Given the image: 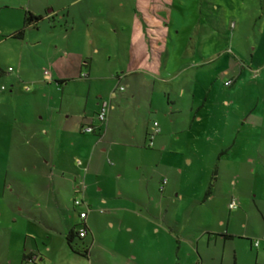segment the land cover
<instances>
[{
	"label": "crops",
	"instance_id": "crops-1",
	"mask_svg": "<svg viewBox=\"0 0 264 264\" xmlns=\"http://www.w3.org/2000/svg\"><path fill=\"white\" fill-rule=\"evenodd\" d=\"M81 1L83 2V0H0V43L6 40H15L21 46L24 41H27V43L24 42L27 47L30 46L43 55L40 59H44L45 63L41 62V64H46L52 70L48 74H45L47 72L45 70L43 78L48 83L55 82L53 87L58 95L55 98L46 88V92H43L42 96L52 102L55 101L57 106H52L51 111H47L46 115L41 117V120H44L48 116L44 121L49 126V131L43 129L45 136L50 137V130L54 129V136L59 140H65L67 136H73L77 130L81 133L82 126L95 125L94 132L88 134L99 138L98 141L94 138L77 140L75 146L71 141V147L67 150H60L56 158L46 155L48 153L44 155V152L48 150V146L44 145L45 151L40 153L38 158L31 160L32 173L28 171L26 165L20 164L21 172H19L15 171V167L11 166V163L9 164L4 176H8L17 184H21V180L24 184H34L37 187L19 188L17 189L19 191L16 192L10 187L7 189L0 185V264H33L26 263L25 256L37 264H47L46 261L49 264H56L61 257L71 255L72 250L66 235L70 230L76 231V227L82 224L87 229V235L82 240L75 238L74 242L77 246H84L90 256L94 233L88 221L90 220L89 213L91 210H96V207L104 205L110 208V206L118 205L119 209L122 207L123 210L137 207L149 213L150 208L155 204V198L152 197L149 187L143 190L146 197L138 198L129 190V186L132 187V181L127 171L125 175L120 172H117L115 176L104 174V170L110 166H107L102 156H105L108 150L102 146L99 150L101 156L95 155V148L103 138L101 135L106 136L111 133L114 137L119 138L120 136L117 131H114V128L118 129L124 125L128 128L127 132L132 133L127 139L123 137L120 141L109 137L115 143L113 146L118 144L135 147L131 142L135 140L137 131H140V136L145 140L147 146V131L152 122L156 121L154 120L156 117L159 119L158 124L159 127L161 125V128L157 139L155 136L153 145L149 148L155 146L156 139L159 151L162 153L167 150L181 153L185 147L190 146L191 142L198 140L197 135L189 137V134L192 135L198 131L199 136V130L202 128L206 129V132L221 131V128L223 131L224 125L214 126L210 120L213 113L225 114L227 120L230 115L238 114V108L233 107L234 101L229 98V95L232 94L228 93L222 98L221 105L226 107V111L223 112L218 107L205 106L200 95L192 90L186 94L187 90L190 91L189 87L181 86L177 92L173 91L174 100L167 91L168 89L173 90V87L176 88L174 84L176 85L180 80L178 78L180 76L177 75L186 71L185 69L190 66V63L195 62L199 66H207L223 60L224 57L227 58L224 61L225 65H222L223 73L229 75L233 72L230 77L233 82L228 85L231 87L243 72L240 70L237 77H233L235 75L234 67H237L239 63L237 58L241 49L232 47L228 51L223 43L215 42L209 45L197 43V41H200L209 26L212 34L217 35L224 26V17L221 14H225L228 10L232 13L238 12L242 3L257 1L260 15L264 16V0H131L129 13L125 11L128 0H87L76 6V3ZM69 3L74 6L73 13L70 11L71 8L66 7ZM225 3L229 5L228 8L224 5ZM27 12L41 16L42 19L38 22L40 24L36 23L28 27L30 29L28 34H23L21 38L12 37L23 26ZM59 18L65 20L71 18V27L69 29L60 27V23L57 22ZM197 46H199V54H197ZM19 49L20 47L16 49L8 47V52L13 57V63L17 65L15 74L10 79L12 84L9 93L15 89L14 84L18 80L30 74V69L26 68L28 64L25 63L27 61L24 53ZM192 49L193 52H190ZM253 56L252 54L251 57L253 58ZM9 68L11 66L8 67L7 72L0 70V79L13 70H9ZM83 73L86 76H82ZM77 78H80L77 83L83 85L86 95L82 98V95L79 97L72 91L69 92L75 104L79 106L78 113H73L71 103L64 102L63 96L68 83ZM124 81L126 88L119 90ZM96 88L98 90L95 93ZM116 91L120 93L116 95ZM106 99L110 101L111 108L106 121L103 124H98L96 113L100 101ZM205 100L207 99L204 98L203 101ZM70 119L74 120V126L70 128L60 122ZM204 122L207 125H204ZM230 128L228 125L226 126L227 131ZM124 135L125 133L122 136ZM225 137L226 135L215 137L217 140L215 144L218 145L219 141H223ZM59 140L57 144H60ZM47 141L49 139H46ZM175 143L182 144L178 146ZM231 143L234 144V141ZM73 147L77 148V155L86 156L80 166L76 164L78 159L70 157L72 154L69 149ZM144 149H146L145 146ZM109 150L111 152L112 147ZM144 151L152 155L156 150L146 149ZM217 152L218 149L213 148L210 156L213 155L214 158H217L218 165L213 167L214 162L211 165L207 163L205 168L211 172V179L215 175V182L218 181L219 158L223 151L218 156ZM68 158L72 161L71 166L68 165ZM186 162L191 164V158L186 159ZM52 164L60 166L59 170L62 176L60 173L54 175ZM74 167L77 168V171L71 175L72 169L75 170ZM140 169L142 167L138 166L137 170ZM179 171L181 173L182 169ZM65 174L74 176V178L75 175L82 174L83 183L79 188L77 187L78 189H75V194H80L81 199L75 198L72 201V208L77 212L78 221L71 222L64 228L65 231H59L63 233H58L57 229L53 227L54 223L52 224L55 217L46 214L51 227L47 226V220L44 218L45 211L50 206L59 210L64 208V197L57 195L55 181L58 180L57 177L63 182L71 181V177L66 179ZM90 176H94L95 179ZM33 178L35 179L34 183L26 181V179ZM42 178L44 182L40 180ZM94 180L99 185L92 195L89 190ZM113 181L121 183L114 188ZM53 182L54 186H49ZM160 184L159 191L163 195L161 200H164L167 183L162 191ZM70 185L67 186L70 187L69 193L71 190L73 192L72 183ZM48 188L50 195L47 194ZM113 189L115 190L110 192ZM213 192L211 190L210 195L203 198L202 202L214 200ZM95 193L97 194L95 195ZM77 199L81 201L79 206L74 205V200ZM101 210L100 208L99 212ZM27 211H32V215ZM82 211L87 213L83 220L79 218V213ZM64 219L72 220V215L66 213ZM20 221L24 222L22 226L25 229L22 226L20 229H16L20 232L19 235H16L14 234L15 227ZM145 222L150 232H153L147 219ZM220 222L222 223V221ZM30 223L43 225L45 230L37 233V230L30 229ZM109 224L113 226L111 221ZM22 229L25 231V238H16V236L21 237ZM127 230L130 232L131 227H127ZM127 243L132 244V239ZM252 246L257 247L255 243H252ZM132 257L136 261L137 256L132 254Z\"/></svg>",
	"mask_w": 264,
	"mask_h": 264
},
{
	"label": "rangeland",
	"instance_id": "rangeland-1",
	"mask_svg": "<svg viewBox=\"0 0 264 264\" xmlns=\"http://www.w3.org/2000/svg\"><path fill=\"white\" fill-rule=\"evenodd\" d=\"M86 1L76 3V6ZM130 4L131 0H128L126 13L131 11ZM224 5L227 8L229 6L226 3ZM66 7L71 8L70 11L73 13V4L69 3ZM260 14L257 1L242 3L238 12L232 13L228 10L225 14H221L224 17V26L217 35L212 34L209 26L200 41H197V43L209 45L215 42L223 43L228 51L232 47L241 49L237 58L239 63L237 67H234L233 77H237L240 70L243 72L237 77L236 83L231 87L226 85L228 81L233 82L230 79L233 72L229 75L223 73L222 65H225L224 61L227 58L224 57L223 60L207 66L190 63L186 71L177 75L180 76L178 78L181 81L174 84L176 88L173 87V90L167 91L174 100V92H177L181 86L189 87L190 91L187 90L186 94L192 90L200 95L205 106L218 107L223 112L226 111V107L221 105V100L228 93L232 94L229 98L234 101L233 107L238 108V114L230 115L227 120L225 114L213 113L210 120L214 126L224 125L223 131L221 128V131L206 132V129L202 128L199 130V136L198 131L192 135L189 134V137L197 135L198 140L191 142L190 146L185 147L181 153L174 150V152L167 150L163 153L159 151L157 135L155 146L147 147L145 140L140 136V131L136 132L135 140H131L135 147L118 144L113 146L115 143L109 138L114 137L111 133L106 136L101 135L103 138L95 148V155L101 156L99 150L102 146L108 150L107 154L102 156L107 166H110L104 170V174L115 176L117 172H120L125 175L127 171L132 181V187L129 186V190L138 198L144 199L146 196L143 190L149 187L152 197L155 198V204L150 208L149 213L137 207H131L128 210H123L122 207L119 209L118 205L110 206L111 209L102 205L96 207V210H91L88 221L94 233L91 255L72 252L68 257H61L56 264H264V16ZM57 22L63 29H69L72 25L71 18L67 20L59 18ZM28 30L30 29H26L24 34H28ZM24 42L27 43V41ZM24 42L21 46L15 40L0 43V70L7 72L9 66L13 69L0 79V185L7 189L10 187L16 192L19 188L26 189L37 187V185H27L21 180V184H17L8 176H4L10 163L15 167V171L21 172L19 166L23 164L32 173L31 160L38 158L40 153L45 151L44 145L48 146L44 155L48 153L46 155L56 158L60 150L71 147V141L75 146L77 140L93 138L99 140L97 136L84 134L81 131L79 133L78 130L73 136H67L65 140L57 139L54 136V129L50 130V137L45 136L43 129L49 131V126L44 122L48 116L44 120H41V117L45 116L47 111L50 112L52 106L56 107L57 103L45 99L42 94L47 88L56 98L58 92L53 87L54 81L48 83L43 78L45 70L47 71L45 74L52 72L46 64H41V62L45 63L44 59H40L43 55L32 47H27ZM8 47L11 49L20 47L19 50L24 53L27 61L25 63L28 64L26 68L30 69L29 75L22 77L14 84L15 89L11 93H9L12 84L10 79L15 74L17 65L13 63ZM198 49L199 46L197 51ZM190 52H193V49ZM78 80L80 78L68 83L63 96L64 102L71 103L73 113L78 111L79 106L75 104L69 92L72 91L79 97L82 95V98L86 95V90H83L81 83H77ZM125 83V81L121 83L124 89ZM25 86L30 89L26 91ZM97 90L98 88L94 92L96 93ZM119 93V91L115 92L116 95ZM204 98L207 100L203 101ZM137 116H139L138 113ZM154 120L159 123L158 118L155 117ZM73 121L70 119L60 122L70 128L74 126ZM204 125L207 123L204 122ZM227 125L231 127L229 131L226 130ZM127 130L128 128L124 125L118 129L114 128L120 136L114 139L117 141L122 140L123 137L127 139L132 133ZM124 133L125 135L122 136ZM224 135L226 137L223 141H219L216 145L215 137ZM46 139L49 141L46 142ZM58 140L60 144H57ZM231 141H234V144ZM175 144L180 146L179 144L182 143ZM144 146L147 150H156L155 153L152 155L146 153ZM215 147L218 149L217 156L221 151L224 153L219 158L218 181L212 182L211 172L205 168L207 163L211 165L214 162L213 167L218 165L217 158L210 156V152ZM76 150V147L69 149L72 154L70 157L81 161L86 159L85 155H77ZM190 158L192 163L188 164L186 159ZM68 160V165L71 166L72 161L70 158ZM138 166L142 169L137 170ZM52 167L54 175L60 173L62 176L60 166L52 164ZM74 168L71 175L77 171V168ZM180 169H182L181 173ZM82 176L77 174L74 178L65 174L66 179L71 177V181L63 182L58 177L55 181L57 195L64 197V208L59 210L50 206L45 211L44 219L47 220L46 214L53 215L55 221L52 224L54 223L53 227L58 233H63L59 231H65L64 228L71 222L78 221L77 212L72 208V201L75 198L81 199L80 194H75V189L82 185ZM90 177L95 179L94 176ZM164 179L167 180L164 193L166 198L161 200L163 195L159 191V184ZM40 180L44 182L43 178ZM26 181L34 183L35 179H26ZM210 182H212L214 200L204 203L202 201ZM71 183L73 192L71 190L69 193L70 187L67 186H71ZM113 183L116 188L121 182L113 181ZM52 185L54 186V182L49 184V186ZM98 185L95 180L92 182L89 190L92 195ZM49 188L48 195L51 194ZM231 200L237 202V209L228 208ZM100 208L101 212H99ZM27 212L31 215L33 213ZM66 213L72 215V220L64 219ZM145 219L148 224H151L153 232L147 228ZM110 221L113 226H110ZM18 223L14 231L16 235L20 233L16 229L24 225L23 221ZM47 224L51 227L49 220ZM42 226L32 223L30 229L41 233L45 230ZM127 227H131L130 232ZM22 228L25 229L23 226ZM23 229L21 237L16 236V238H25ZM130 239L133 241L132 244L127 243ZM86 241L88 243V240ZM256 241L258 245L253 247L252 243ZM132 254L137 256L136 261ZM31 263L34 264L33 261ZM46 263L49 264L47 261Z\"/></svg>",
	"mask_w": 264,
	"mask_h": 264
},
{
	"label": "built area",
	"instance_id": "built-area-1",
	"mask_svg": "<svg viewBox=\"0 0 264 264\" xmlns=\"http://www.w3.org/2000/svg\"><path fill=\"white\" fill-rule=\"evenodd\" d=\"M10 69L11 68H9V70ZM82 76H86V74L83 73ZM231 82L232 81L226 82V85H230ZM25 89L28 90L29 87L25 86ZM123 89H124V87H122V86L119 87V90H123ZM110 108H111V103H110L109 100L106 99V100H101L100 101L99 108H98L97 113H96V120H97L98 124H103L106 121L107 114H108V111H109ZM95 128H96L95 125H86V126L82 127L81 132H83V133H92V132H94ZM159 132H160V127H159L158 122L157 121H153L151 126H150V128H149V130L147 131V135H146L147 141H148L147 142V144H148L147 146L148 147H151L153 145V139ZM76 164H77V166H80L82 164V161L80 159H78V160H76ZM166 183H167L166 179H164L161 182V184H160V190L161 191L163 190V188L166 185ZM80 204H81L80 200H78V199L74 200V205L75 206H79ZM237 207H238L237 206V202L235 200H231L228 203V208L230 210H235V209H237ZM86 215H87V213L85 211H82V212L79 213V218L83 220L86 217ZM77 230H78L79 237L84 238L87 235V229H86V227L84 225L79 226ZM257 245H258V242L256 241L255 242V246H257ZM34 264H37V263H34Z\"/></svg>",
	"mask_w": 264,
	"mask_h": 264
},
{
	"label": "trees",
	"instance_id": "trees-1",
	"mask_svg": "<svg viewBox=\"0 0 264 264\" xmlns=\"http://www.w3.org/2000/svg\"><path fill=\"white\" fill-rule=\"evenodd\" d=\"M41 19H42L41 16L33 15L32 13L27 12V14L25 16V19H24V22H23V26L21 27L20 30H18L16 33H14L12 35V37L21 38L23 36V34L25 33V30L28 27H30L31 25H34V24L38 23L39 21H41ZM214 180H215V175L213 176V178L211 179V181L213 182ZM212 182L209 183V186H208V188L206 190V193L204 195V198H206V197H208L210 195L211 190H212ZM78 227H76V231L70 230L67 233V235H66L67 242H68L69 247L71 248L72 252H74V253H81V254H84V255L88 256V254H89L88 250L84 246H82V247L77 246V244L74 242V239L75 238H77L79 240H82V238L79 237V235H78V230H77ZM24 261L26 263H29L30 261L32 262L33 260L30 259L29 257L25 256Z\"/></svg>",
	"mask_w": 264,
	"mask_h": 264
}]
</instances>
